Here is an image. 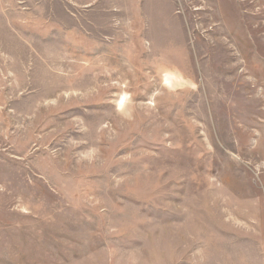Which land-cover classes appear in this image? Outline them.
<instances>
[{"label": "rangeland", "instance_id": "rangeland-1", "mask_svg": "<svg viewBox=\"0 0 264 264\" xmlns=\"http://www.w3.org/2000/svg\"><path fill=\"white\" fill-rule=\"evenodd\" d=\"M0 264H264V0H0Z\"/></svg>", "mask_w": 264, "mask_h": 264}, {"label": "bare ground", "instance_id": "bare-ground-1", "mask_svg": "<svg viewBox=\"0 0 264 264\" xmlns=\"http://www.w3.org/2000/svg\"><path fill=\"white\" fill-rule=\"evenodd\" d=\"M164 80H166L171 87L184 83L183 78L180 75H173L168 72L165 73ZM126 103L127 94L123 92L117 99L116 105L120 110H125Z\"/></svg>", "mask_w": 264, "mask_h": 264}, {"label": "clouds", "instance_id": "clouds-1", "mask_svg": "<svg viewBox=\"0 0 264 264\" xmlns=\"http://www.w3.org/2000/svg\"><path fill=\"white\" fill-rule=\"evenodd\" d=\"M165 84L166 87L169 88V91H173L174 89L168 84V82L165 80L163 82ZM128 119H131V114L129 113L128 116H127Z\"/></svg>", "mask_w": 264, "mask_h": 264}]
</instances>
